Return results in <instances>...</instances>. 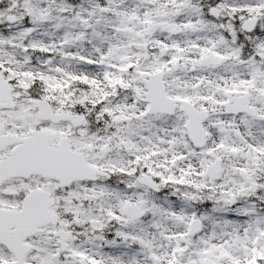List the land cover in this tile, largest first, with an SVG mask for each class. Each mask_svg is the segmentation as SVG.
I'll list each match as a JSON object with an SVG mask.
<instances>
[{
    "label": "snow or ice",
    "instance_id": "obj_1",
    "mask_svg": "<svg viewBox=\"0 0 264 264\" xmlns=\"http://www.w3.org/2000/svg\"><path fill=\"white\" fill-rule=\"evenodd\" d=\"M0 264H264V0H0Z\"/></svg>",
    "mask_w": 264,
    "mask_h": 264
}]
</instances>
